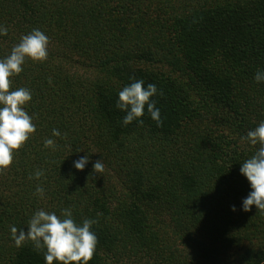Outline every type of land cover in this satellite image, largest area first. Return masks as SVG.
Returning a JSON list of instances; mask_svg holds the SVG:
<instances>
[{
  "label": "trees",
  "instance_id": "1",
  "mask_svg": "<svg viewBox=\"0 0 264 264\" xmlns=\"http://www.w3.org/2000/svg\"><path fill=\"white\" fill-rule=\"evenodd\" d=\"M0 24V58L32 29L50 37L47 59L11 77L31 90L36 131L0 172V264H45L10 228L64 208L97 220L89 264H264V211L241 210L240 173L257 147L241 137L264 120V0H0ZM130 77L163 92L151 98L161 126L146 107L123 126Z\"/></svg>",
  "mask_w": 264,
  "mask_h": 264
},
{
  "label": "clouds",
  "instance_id": "2",
  "mask_svg": "<svg viewBox=\"0 0 264 264\" xmlns=\"http://www.w3.org/2000/svg\"><path fill=\"white\" fill-rule=\"evenodd\" d=\"M9 29L0 24V36H7ZM50 37L40 29H32L28 34L22 35L11 52L0 58V172L11 166L14 152L19 150L36 131L32 116L26 111V105L32 100L31 90L18 87L10 90L11 77L23 71L27 59L32 61H45L48 57ZM132 83L125 85L118 93L116 108L123 111V126L133 121L143 124L140 119L145 113V107L150 117L161 126L163 120L156 101L151 99L158 93L156 84L148 83L145 87L143 79L136 80L130 77ZM254 79L257 83L264 82V70H258ZM53 137H60L61 132L53 128ZM251 146H257L254 154L241 163L240 173L246 177L251 191L243 198L241 210L249 212L255 205L259 211H264V120L247 131L241 137ZM45 148L55 149L56 141L52 138L44 140ZM89 156L84 155L73 162L77 170H83L89 163ZM105 165L97 160L93 164L96 173H102ZM44 176V171L37 169L30 175V179L39 180ZM34 195L45 198V188L37 184ZM231 210L236 211L232 205ZM97 215H100L99 213ZM95 219H84L77 222L73 217L71 208H64L60 215L44 209L35 211L27 222L26 229H18L15 225L10 228L12 240L17 247L25 241H31L37 250L43 251L45 264H89L98 245V237L92 231Z\"/></svg>",
  "mask_w": 264,
  "mask_h": 264
},
{
  "label": "rangeland",
  "instance_id": "3",
  "mask_svg": "<svg viewBox=\"0 0 264 264\" xmlns=\"http://www.w3.org/2000/svg\"><path fill=\"white\" fill-rule=\"evenodd\" d=\"M130 264H133V263L130 262ZM139 264H148V263H147L146 260L144 259L143 262H140Z\"/></svg>",
  "mask_w": 264,
  "mask_h": 264
}]
</instances>
